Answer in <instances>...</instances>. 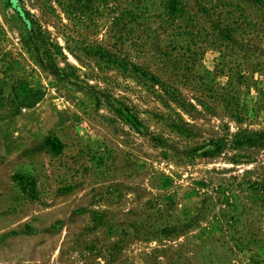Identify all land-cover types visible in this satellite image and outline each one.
Instances as JSON below:
<instances>
[{"label":"rangeland","instance_id":"1","mask_svg":"<svg viewBox=\"0 0 264 264\" xmlns=\"http://www.w3.org/2000/svg\"><path fill=\"white\" fill-rule=\"evenodd\" d=\"M165 1L0 0V264H264V6Z\"/></svg>","mask_w":264,"mask_h":264},{"label":"trees","instance_id":"2","mask_svg":"<svg viewBox=\"0 0 264 264\" xmlns=\"http://www.w3.org/2000/svg\"><path fill=\"white\" fill-rule=\"evenodd\" d=\"M194 3L199 7L205 4L206 2H202L203 0H193ZM207 1V0H206ZM255 2L261 4L264 6V0H254ZM165 9L169 14H176L183 10V4L181 3V0H166L165 1ZM15 12L17 13L18 18L20 19L23 28L26 32V35L28 38L33 39L35 41H41L40 44H42V40H40L41 37V29L39 24L31 17V15L23 9V7L20 5L19 0H15ZM34 43V42H33ZM35 52L38 54L39 63L46 67L47 69H50V67H53V63L50 60V56H45V52H40L36 46H34ZM43 53V54H42ZM238 76L243 78V81H246L248 79V75L246 73L238 71ZM253 85V84H252ZM257 91L259 93V96L257 98V102L259 106L264 107V87H257ZM236 100V99H235ZM240 139L238 140V144H245L249 146H264V131L261 132H254L247 134L245 132L240 133ZM45 141L49 144V146L53 149H58L60 147V143L57 139L52 137H46ZM13 180L17 182V185L19 186L20 190L25 193L30 198H34L33 190H34V180L32 176L24 175L21 173H15L13 175Z\"/></svg>","mask_w":264,"mask_h":264}]
</instances>
